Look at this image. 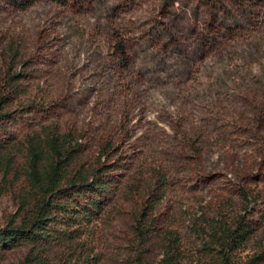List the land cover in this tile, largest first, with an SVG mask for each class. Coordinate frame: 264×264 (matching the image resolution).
Wrapping results in <instances>:
<instances>
[{
    "label": "rangeland",
    "instance_id": "1",
    "mask_svg": "<svg viewBox=\"0 0 264 264\" xmlns=\"http://www.w3.org/2000/svg\"><path fill=\"white\" fill-rule=\"evenodd\" d=\"M45 131L105 185H65L53 241L0 264H221L217 230L241 217L232 264H264V0H0V230L35 206Z\"/></svg>",
    "mask_w": 264,
    "mask_h": 264
},
{
    "label": "trees",
    "instance_id": "2",
    "mask_svg": "<svg viewBox=\"0 0 264 264\" xmlns=\"http://www.w3.org/2000/svg\"><path fill=\"white\" fill-rule=\"evenodd\" d=\"M48 1L65 5L73 0ZM118 47L127 66L125 47L122 43ZM76 150L77 148L69 145L68 136L52 132L38 133L28 139L25 175L29 194L35 200V206L22 226L15 227L12 224L0 230V252L15 249L24 242H31L40 247L41 244L49 245L53 241L51 223L57 219L54 212L57 210L67 217L71 214L68 207L71 197L64 189L65 185L73 191H76L78 186L86 187L89 191L103 189L105 185L103 180L88 184L90 176L85 172L81 171L73 176L71 167ZM60 199L65 203L60 204L58 201ZM250 237L251 226L247 224L245 217L239 218L235 225L219 226L216 243L220 247L221 264H232V255L245 248ZM36 250L27 257L24 264H49L41 252L36 254ZM41 251L44 252V249ZM163 263L179 264L169 253ZM89 264H93L92 261Z\"/></svg>",
    "mask_w": 264,
    "mask_h": 264
}]
</instances>
